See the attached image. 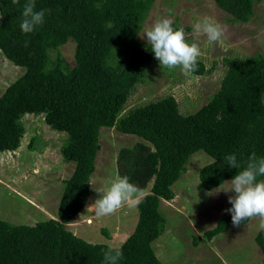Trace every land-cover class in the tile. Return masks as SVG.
<instances>
[{
	"label": "trees",
	"instance_id": "1",
	"mask_svg": "<svg viewBox=\"0 0 264 264\" xmlns=\"http://www.w3.org/2000/svg\"><path fill=\"white\" fill-rule=\"evenodd\" d=\"M152 1L35 0L36 10H46L44 23L24 34L19 25L27 0H0V53L24 69L0 94V151L19 146L24 114H42L45 124L65 134L58 148L62 160L74 163L70 175L60 180L54 218L32 225L0 219V264H102L109 245L87 242L64 227L88 198L101 127L141 139L118 150L115 170L144 191L149 184L136 206L132 232L118 245L123 252L118 264H159L150 245L166 225L158 205L174 197L171 186L193 152L202 150L212 159L197 173L205 190L239 171L224 161L225 155L235 153L241 167L253 152L264 157V55L223 58L218 89L193 113L181 114L172 95L124 109L154 56L147 43H127ZM259 1L213 0L229 21L241 23ZM68 40L73 43L71 65L59 52ZM209 71L198 61L193 73ZM231 224L227 214L202 237L209 241ZM101 231L107 235L105 228ZM253 240L264 264V229Z\"/></svg>",
	"mask_w": 264,
	"mask_h": 264
},
{
	"label": "rangeland",
	"instance_id": "2",
	"mask_svg": "<svg viewBox=\"0 0 264 264\" xmlns=\"http://www.w3.org/2000/svg\"><path fill=\"white\" fill-rule=\"evenodd\" d=\"M252 10L251 17L241 23L229 21V16L216 7L213 0H153L140 29L128 37L129 45L147 43L139 34L156 19L165 16H170L178 28L185 30L190 43L193 42V25L205 17L218 22L224 35L216 42H209L206 36L195 40L201 51L198 61L210 69L209 72L186 76L179 69L161 68L153 56L146 66L145 80L136 85L124 109L172 95L181 114L196 111L218 89L225 71L223 58L264 55V0L254 4ZM59 52L71 65L73 43L66 41L59 47ZM23 71L0 53V94ZM20 121L24 133L19 146L14 151H0V219L12 224L32 225L55 217L60 180L70 175L74 163L62 160L58 148L65 134L45 124L42 114H24ZM98 138L100 148L88 180V198L82 210L64 227L87 242L118 246L133 230L136 206H125L113 215L96 217L91 205L99 198V193L93 187H108L117 176L115 158L118 150L141 139L120 133L113 127H101ZM211 161L202 150L193 152L185 172L171 186L174 197L170 201L160 200L158 209L166 217V225L150 244L159 264H261V253L253 240L261 228L258 218L239 227L231 224L209 241L202 237L217 219L230 214L225 209L231 207L228 195L233 194L221 191L215 196L206 195L208 190L201 187L197 173ZM227 181L221 186L227 187ZM101 228L107 230V235ZM193 237L197 238L196 243H193Z\"/></svg>",
	"mask_w": 264,
	"mask_h": 264
},
{
	"label": "clouds",
	"instance_id": "3",
	"mask_svg": "<svg viewBox=\"0 0 264 264\" xmlns=\"http://www.w3.org/2000/svg\"><path fill=\"white\" fill-rule=\"evenodd\" d=\"M12 2L19 4V0ZM22 9L19 26L24 34L32 33L44 23L46 10H36L35 0H27ZM173 25L174 21L170 16L161 17L145 27L139 35L141 39H146L161 68L179 69L187 76L197 70L201 55L195 40L206 36L209 42H216L224 35V29L218 22L205 17L193 25V42L190 43L185 30ZM24 46H28L27 41ZM223 159L230 167L239 171L227 181V187L220 184L217 188L208 190L206 195L215 196L221 191L233 193L228 195L231 207L225 209L231 214L233 226L239 227L245 220L258 218L260 227L264 229V180H258V177H264V157H258L253 152L244 167H241L235 153L227 154ZM93 190L99 193V198L91 205L96 217L113 215L125 206H138L147 195L142 188L130 182L127 175L116 176L108 187H93ZM102 255V264H118L123 258L122 249L117 245H109Z\"/></svg>",
	"mask_w": 264,
	"mask_h": 264
}]
</instances>
